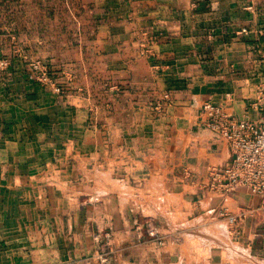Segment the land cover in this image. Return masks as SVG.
<instances>
[{
  "label": "crops",
  "instance_id": "crops-1",
  "mask_svg": "<svg viewBox=\"0 0 264 264\" xmlns=\"http://www.w3.org/2000/svg\"><path fill=\"white\" fill-rule=\"evenodd\" d=\"M121 1L134 9L129 23L133 28L131 34L136 36L130 37L129 44L138 55L136 61L144 56L150 58L151 54L142 56L145 52L140 49L142 46H148L151 53L154 51V57L143 68V80L127 85L124 105L120 107L119 104L117 111L114 104L109 105L111 111L102 106L98 109L99 105L90 102L89 93L86 95L85 85L73 92L77 88L73 83L75 72L69 65L53 67L49 60L41 58L65 88L64 94H56L28 79L30 61L40 57L29 60L0 58V264H101L95 258L99 251L97 237L103 243L105 240L113 242L117 251L114 264H139L147 255L144 247L142 251L134 245L135 216L129 210L125 214L118 209L115 214L105 204L85 207L88 198L83 207L72 209L69 204L71 190L55 187L59 182L65 184L74 179H58L53 175L55 171L51 174L48 171L56 166L68 171L71 161L67 146L57 149L54 144L57 143L56 135L58 140L69 137L76 123H79L84 140L89 133L94 135L92 145L100 158L99 163L107 171L110 162H114L113 168L126 170V175L117 180L128 182L134 193L139 194L149 193L153 176H161L156 170H165L160 167L163 159L157 162L150 159L165 150L152 143L158 128H177V134L194 138H197L195 133L202 132L205 137L198 138L190 149L210 151L206 153L210 158L197 157L193 163L196 168L193 179L197 180L188 181L186 186H194L195 190L187 192L184 183H176L179 187L173 188L171 193L180 199V204L193 205L202 203L212 192L204 193L202 183L205 179L210 189H215L211 187L212 174L205 173L206 167L212 164V156L222 160L218 168L228 165L233 157L231 150L227 148L226 152L225 143H217L207 126L204 103L210 101L236 119L257 120L260 116L261 111L253 103L264 87L261 77L264 59L256 63L264 55V0ZM140 15L145 19H140ZM143 40L152 44L146 45ZM4 59L9 61L6 67L1 66ZM153 62L158 63L154 74L159 73L154 83ZM135 69L141 74L140 65ZM153 85L157 90H153L156 89ZM83 89L86 90L81 93ZM165 93L169 94V99L162 109L156 108L158 99ZM101 113L111 116L101 117ZM195 128L198 131L193 132ZM137 153H143L142 160L136 158ZM72 163L80 174V178L75 179L90 178L86 175V164ZM22 168H27L28 173ZM34 168L44 169L41 173L46 175L38 177V172L31 173L30 169ZM159 180L160 185L162 181L167 182V179ZM215 192L222 202H227L228 198L234 200V207L240 210L236 217L240 215L241 231L250 225L264 226V208L259 197L243 188L232 193H224L221 188ZM55 193L64 203L58 212L51 203ZM27 194L35 196V209L28 212L23 206ZM79 194L87 196L86 191ZM214 210L211 204L209 212ZM30 213L35 214L33 224L23 222ZM56 229L60 231L57 248L50 244ZM12 232L15 239L10 240ZM32 232L41 233L42 237L27 238ZM42 247L44 249L40 250ZM35 249L45 254L35 255Z\"/></svg>",
  "mask_w": 264,
  "mask_h": 264
},
{
  "label": "rangeland",
  "instance_id": "rangeland-1",
  "mask_svg": "<svg viewBox=\"0 0 264 264\" xmlns=\"http://www.w3.org/2000/svg\"><path fill=\"white\" fill-rule=\"evenodd\" d=\"M138 9L137 5L136 10ZM133 10L126 1L121 0H0V58L29 60L40 57L49 60L53 67L69 65L75 72L73 83L77 88L73 92L78 91L79 87L84 88L85 85L87 91L83 89L80 92H85L86 95L89 93L90 102L99 105L98 109L102 106L105 110L111 111L109 105L114 104L117 111L119 104L120 107L124 105L127 85L143 80V68L147 67L151 62L150 58L154 57L152 55L154 51L151 53L148 46H142L140 49H145L142 56L151 54L150 58L144 56L141 61H136L138 55L134 54V46L129 44L132 42L131 38L136 36L131 34L133 28L129 23ZM139 17L145 19L141 15ZM148 42L152 44L151 41H145L146 45ZM262 59L264 55L259 57L256 63L259 64ZM139 65L141 74H137L135 69ZM156 66L158 63L153 62L152 83L156 81L154 77L157 78L159 75L154 74ZM261 71V77L264 79V69ZM139 77L141 80H138ZM153 87H156L153 90H157L156 85ZM101 111L100 109L99 113ZM91 112L90 110L89 115ZM100 116L111 115L101 113ZM98 120L100 121V117ZM176 129L162 127L156 130V137L152 143L153 145L155 143L156 147L160 145L158 148L165 150L157 152V155L150 159L154 162L163 159L160 167L165 170L153 168L154 175L156 170L161 176L157 178L153 176L152 185L148 187L149 193L144 194L140 190V194L134 193L128 182L118 181L117 179H122L127 171L113 168L114 162L109 163L110 170L107 171L105 166L99 163L100 158H97L93 148L94 135L89 133L84 140L79 123L72 127L70 136L66 139L60 137L58 140L56 135L57 143L54 144L56 148L65 145L70 154L71 163L68 171L64 172L65 168L56 166L51 167L48 173L55 171L53 175L58 179L74 178L70 179L71 182L65 184L59 182L55 185L61 190L63 188L71 190L69 204L72 209L79 208L80 205L83 207L85 198H88L85 207L105 204L109 205L108 209H113L115 214L118 213V209L125 214L128 210L133 213L134 245L139 247L137 249L143 251L145 248L147 251V255L139 264H264V226L255 228L250 225L247 230L241 231L240 215L236 217L240 210L234 207V200L228 198L227 202H222L221 196L214 194L215 189L211 190L210 184H206L208 179L202 183V189L204 193L212 192L200 204L182 205L180 199L171 194L173 188L179 187L176 183H184L187 192L195 190L194 186H186L188 181L191 183L192 180H197L193 179L196 170L193 163L197 157L205 160L210 158L206 154L210 151L190 149L198 138L205 137L202 132L195 133L194 136L197 138H194L179 135ZM196 131L198 129L195 128L193 132ZM211 133L215 139V132ZM216 141L226 144V152L227 148L230 150L225 138ZM151 155H154V152ZM38 158L39 156H36L35 160ZM136 158L142 160L143 153H139ZM212 158V164L206 167L205 173H211L222 162L214 156ZM79 161L83 165L86 164L88 170L86 175L90 177L89 179H75L80 178V174L76 173L78 167L73 168L72 162L78 165ZM30 170L33 174L38 172V177L46 175L41 173L44 170L42 168ZM22 171L27 174L29 170L22 168ZM103 171L107 172L101 173ZM159 179H167V182L162 181L160 185ZM81 191H86L87 196L79 194ZM251 195L255 196L252 193ZM24 200L25 211L35 209V196L27 194ZM51 203L57 212L63 209V200L57 193L54 194ZM211 204L214 206V212H209ZM222 207L225 209L218 212ZM231 217L234 218L232 222ZM24 221L33 224L35 214L25 216ZM54 232L55 237L52 234L50 244H55L57 248L60 231L56 229ZM9 235H12L8 237L10 240L15 239L14 232ZM34 237L38 239L42 236L41 233L32 232L27 238ZM97 248L108 253L109 260L105 264L115 263L117 251L113 242L107 243L105 240L103 243L100 240ZM43 249L44 247L40 250ZM38 250L35 249V255L45 254V251Z\"/></svg>",
  "mask_w": 264,
  "mask_h": 264
},
{
  "label": "built area",
  "instance_id": "built-area-1",
  "mask_svg": "<svg viewBox=\"0 0 264 264\" xmlns=\"http://www.w3.org/2000/svg\"><path fill=\"white\" fill-rule=\"evenodd\" d=\"M246 32V29H244ZM9 61L4 59L1 66L6 67ZM28 79L49 89L56 94H64L65 88L58 82L50 66L41 59L29 63ZM169 94H163L156 103L162 109ZM254 107L261 113L257 120L236 119L228 115L220 106L208 101L203 109L207 115V126L215 132V139L225 138L233 154L232 161L222 168L211 171V187L221 188L224 193H232L243 188L261 199L264 208V87ZM233 217L230 218L232 222ZM98 242H100V238ZM95 258L101 263L108 262V253L98 251Z\"/></svg>",
  "mask_w": 264,
  "mask_h": 264
}]
</instances>
